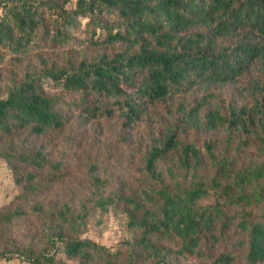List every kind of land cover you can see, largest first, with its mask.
<instances>
[{
    "label": "trees",
    "instance_id": "1",
    "mask_svg": "<svg viewBox=\"0 0 264 264\" xmlns=\"http://www.w3.org/2000/svg\"><path fill=\"white\" fill-rule=\"evenodd\" d=\"M0 65V160L18 189L0 207V258L232 264L222 244L239 231L242 264H264V0H0ZM242 79L246 99H220ZM155 110L166 123L132 174L102 178L90 159L87 196L62 188L72 167L41 141L75 120L133 131ZM215 132L223 151L190 140ZM91 220L129 239H84Z\"/></svg>",
    "mask_w": 264,
    "mask_h": 264
},
{
    "label": "rangeland",
    "instance_id": "2",
    "mask_svg": "<svg viewBox=\"0 0 264 264\" xmlns=\"http://www.w3.org/2000/svg\"><path fill=\"white\" fill-rule=\"evenodd\" d=\"M98 51H89L90 55ZM37 56L31 61L22 63L24 68L30 64L37 68ZM62 62V57L54 56L52 60ZM12 68L7 65H0V78L8 77ZM247 79H242L238 84L217 88L216 92L220 99L230 101L232 99H246ZM154 116L147 122L141 124L133 131L123 130L121 121L118 119L102 122L100 124L89 123L82 125L78 120L73 121L63 132L52 139L40 142L46 151H50L55 158L64 157L72 167L73 175L63 184L62 188L74 187L78 190V198H85L90 188L86 178V165L92 159L101 162L100 175L102 178L117 180L128 177L139 166H141L145 151L149 147V136L156 135L162 130L167 117L162 110L153 111ZM190 140H195L199 145L213 141L218 145V150L223 151L225 134L223 133H202L190 136ZM18 193L15 184V177L8 168L5 160H0V207L8 204ZM234 240L224 242L222 250L235 252V259L232 264L244 263L247 247L243 244L245 240L238 231L233 233ZM82 238L106 246L115 250L122 242L129 239L126 232L118 226H113L107 231H103V225L91 220L82 235ZM240 238V239H239ZM175 264H198V259L185 260L174 258ZM0 264H29L18 258H0Z\"/></svg>",
    "mask_w": 264,
    "mask_h": 264
}]
</instances>
